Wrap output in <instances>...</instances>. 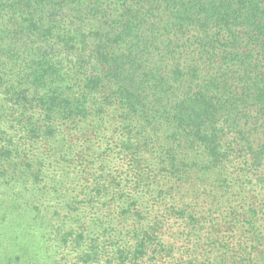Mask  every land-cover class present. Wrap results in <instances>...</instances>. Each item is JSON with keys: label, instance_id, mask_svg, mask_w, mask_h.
I'll list each match as a JSON object with an SVG mask.
<instances>
[{"label": "trees", "instance_id": "1", "mask_svg": "<svg viewBox=\"0 0 264 264\" xmlns=\"http://www.w3.org/2000/svg\"><path fill=\"white\" fill-rule=\"evenodd\" d=\"M0 264H264V0H0Z\"/></svg>", "mask_w": 264, "mask_h": 264}]
</instances>
